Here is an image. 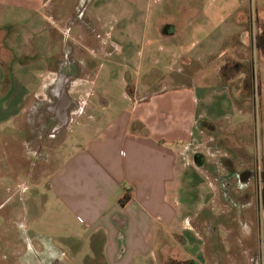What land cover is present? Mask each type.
Wrapping results in <instances>:
<instances>
[{"label":"rangeland","instance_id":"obj_1","mask_svg":"<svg viewBox=\"0 0 264 264\" xmlns=\"http://www.w3.org/2000/svg\"><path fill=\"white\" fill-rule=\"evenodd\" d=\"M64 1L66 5L47 3L41 9L0 4V39L5 46L13 48L15 54L22 53L18 55L19 62L13 65L9 62L16 56L14 53L9 52L8 63L0 59V73H3L0 99L3 105L9 106L5 99L11 77L21 85L19 92L24 89L31 94L42 80L40 73L46 77L50 71H54L49 68L55 65L51 56L60 49L56 59L59 61L65 55L68 57L62 63L65 69L59 73V85L52 93L63 102L56 107L54 102L51 109L64 111L73 106L69 95L79 96L73 85L68 86V81L73 77L82 76L83 87L89 89L85 97L88 103L79 114H73L74 121L51 140L44 134L40 157L27 150L28 147L35 152L39 143L36 142L34 147L32 144L35 141L27 140V125L30 127L31 123L26 121L23 111L16 118L20 127L19 140H16L14 120L6 119L0 123V143L4 145L0 152V163L3 161L1 167L8 166L14 171L18 169V180L22 178L24 185L22 192L16 193L15 187L7 191L0 184V203L3 202L0 206V264H51L55 259L62 264H85L78 261V255H74L83 247L80 243L83 241L71 236L81 235L84 229L78 220L69 217L58 204L53 203V199L46 196L48 191L42 180L45 176L41 175L45 174L47 167L43 165L55 160L57 150L63 147L64 133L80 129L81 120L95 122L98 119L94 116L100 111L108 115L119 113L124 108L125 92L142 97L151 89L171 88L175 83L190 82V76L196 70L205 78V83H211L197 90V116L210 122L194 133L192 141H195V146L188 147L183 154L184 163L191 165L192 155L199 152L205 164L199 169L200 172L185 173L181 190L186 191L194 205L199 202L208 206V212L216 219L215 237L222 242L220 251L228 264H253L250 255L245 263L238 250L242 238L257 249H264L261 230L253 227L256 198L253 194L249 199L253 203L247 214V225L253 221V226L251 235L247 237L239 218L237 221L231 219V224H228L230 216L238 217V214H230L227 208L236 207L238 211L237 208L244 205V199L238 198V195L237 198L228 196L231 190L232 194H240L242 187L239 179L229 176L224 163L231 160L234 168L239 169L241 161H245L248 154L255 158L260 157L259 152L264 153V103L262 101L260 105L258 98H252L256 95L259 82L264 88V64L257 60L258 50L264 55V22L258 26L256 21L260 0H138L134 7L121 5L120 0H110L115 6L109 10L105 7L102 20L96 18L93 0ZM108 1L104 0V3L108 4ZM186 9L197 10L200 15H193V11L188 13L186 20L191 23L194 18V26L190 36L178 45L177 36L166 38L163 29L169 21H176L180 32L185 26L190 29L187 21L184 20L182 25V21L177 20V14ZM151 15L152 20L156 16L160 21H150ZM166 30L169 32L170 27ZM258 43H262V49ZM23 48L28 49L29 53H24ZM101 48L103 53L96 55L95 52ZM84 55L88 60L85 67L81 64ZM32 56H36L35 61L29 59ZM245 60L249 61L248 74H240L241 69L245 68ZM219 79V84L224 88L215 85ZM248 79L253 83V95L249 94L250 89L246 86L249 85ZM162 81L165 83L163 87L159 85ZM46 94L49 95L48 91ZM43 106L31 100L26 102V110L44 109ZM102 106L105 107L102 109ZM91 113L94 116L89 119ZM44 116L49 121L48 112ZM75 116H78L77 120ZM28 120H31L30 116ZM51 124H54L53 121ZM211 126L212 131L208 129ZM9 131L13 134H9ZM23 137L24 143L21 142ZM225 177H229L230 184ZM209 181L216 194L210 202L204 198L205 193L208 196L213 193L211 186L209 193L206 192ZM5 196H8L7 201L4 200ZM179 198L181 202L185 200L184 197ZM194 210L192 206L184 212L190 214ZM202 218L200 215L199 221ZM197 257L199 264H207L203 254ZM98 259L91 264H100ZM148 259L155 260L152 256H147ZM146 260L142 263L146 264ZM167 264L177 262L171 260ZM258 264H264V256L262 263Z\"/></svg>","mask_w":264,"mask_h":264},{"label":"crops","instance_id":"obj_2","mask_svg":"<svg viewBox=\"0 0 264 264\" xmlns=\"http://www.w3.org/2000/svg\"><path fill=\"white\" fill-rule=\"evenodd\" d=\"M120 1L121 5L128 7H134L139 3L138 0ZM8 3L33 9H41L47 3L53 6L66 5L64 0H0V4ZM107 3L105 4L104 0H93L97 19L102 20L105 7L109 10L115 6L110 0ZM263 5L264 0H260L256 14L258 26L264 22ZM23 49L24 53H29L28 49ZM85 50L84 48V52ZM58 51L51 56V61L55 65L49 68L54 71H50L46 77H43L41 72L42 80L31 94L24 89L23 92H19L21 85L11 77L9 90L7 89L9 93L5 99L9 106L3 105L2 98L0 99V123L6 119L14 120L13 124L16 123L17 130L16 140H19L18 134H20L18 131L20 127L16 121L18 114L23 111L26 121L31 123L30 127L27 125V140L35 141L32 144L34 147L36 142L39 145L35 152L25 145L28 152H32L35 157L41 155L44 134L50 140L53 139L55 134L74 121L73 114H79L88 103L85 97L89 89L83 87L82 76H76L77 78L73 77L68 81V86L73 85L76 93L79 94V96L68 94L73 106L64 111L51 109L53 105L56 107L63 102L52 93L59 85V73L65 69V64L62 63L68 57L65 55L58 61L55 57ZM258 51L257 60L264 64V55ZM9 52L15 54V50L5 46L0 39L2 62L8 63ZM95 53L102 54V48ZM19 54L22 53L17 52L16 58H12L9 64L18 63ZM35 58L36 56H32L29 59L35 61ZM91 59L93 60V57ZM87 62V57L84 55L81 63L83 67ZM2 75L1 72L0 83ZM47 78L51 81H45ZM204 81L205 78L198 70L192 75L190 82L175 83L171 88L151 89L142 97L125 92L124 108L119 113L108 115L100 111L96 112V116L91 113L89 119L94 116L98 120L88 123L81 120L80 129L64 133L63 147L57 150L55 160L47 161L43 165L47 167V171L41 176H45L42 180L46 183L48 191L46 196L53 199V203L58 204L65 214L78 220L84 229L81 235H71L83 241L80 242L83 247L74 254L78 255V261L91 264L93 260L99 258L100 264H143L147 256H152L155 260L148 259L146 264H158V260L160 264H167L171 260H175L177 264L178 262L199 264L197 256L203 254L207 264L225 262L228 264L226 257L220 251L222 242L215 237L216 219L208 212V206L199 202L194 205L193 200L186 195V191L181 190L185 173L199 171L205 164L203 157L202 164L194 162V158L201 155L199 152L192 155L191 165L189 162L184 163L183 154L188 147L195 146V141H192L194 133L201 131L199 128L210 122L207 118L197 116V95H199L197 90L211 85ZM216 83L215 85L224 88L219 84L220 79L218 84ZM164 84L163 81L159 83L162 87ZM258 85L264 100V88L260 82ZM30 100L45 105L44 109L41 107L38 110L36 108L26 110V102ZM104 107L102 106V109ZM41 110L46 112L42 113ZM47 112L49 121H46L44 116ZM29 116L31 120H28ZM77 118L78 116H75L76 120ZM91 124L96 125L91 126ZM208 129L213 130L212 126ZM9 134L13 132L9 131ZM21 134L24 135L22 132ZM83 134L87 136L83 137ZM23 139L24 137L21 138L22 143H24ZM3 148L4 145L1 144L0 152ZM210 181L206 192L209 193L211 186L213 193L210 196L206 193L204 195L209 202L215 198L214 195L216 196ZM0 184L7 191L8 188L15 187L16 193L24 189L22 178L18 180V169L14 171L8 166L0 168ZM180 196L184 197L183 202ZM7 198L8 196H5L4 200L7 201ZM122 199L124 201H121ZM192 206L195 207V212L190 214L184 212ZM227 209L230 210V214L238 213L236 207L229 206ZM200 215L203 216L201 221H199ZM237 218L239 217L230 216L228 224H231V219L237 221ZM240 223L242 231L247 233L246 226L242 221ZM227 229L229 232V228ZM239 245L241 248L238 253L247 263L251 249L256 247L246 243L243 238L240 239Z\"/></svg>","mask_w":264,"mask_h":264},{"label":"flooded vegetation","instance_id":"obj_3","mask_svg":"<svg viewBox=\"0 0 264 264\" xmlns=\"http://www.w3.org/2000/svg\"><path fill=\"white\" fill-rule=\"evenodd\" d=\"M190 11L191 12L193 11L192 14L193 15L197 14L196 16L199 17L200 12H198L197 10H187L186 9L183 12L177 14L178 15V18H177L178 22L182 21V25H184L183 24L184 20L189 23V20H186V18L189 17L188 13H190ZM153 21L157 22L160 20L158 18H156V16H155ZM175 22L169 21L168 25H166V27H164L163 30L167 35V36H165L166 38H173L170 36H177L176 38L179 42L178 45H181L183 43V39L190 36V33H191L193 26H194L195 19L193 18L191 23H189L190 29H188V27L185 26V29L182 28L181 32L179 31V29H177ZM169 27H170V30H173V31L168 30L169 32H166L167 31L166 29ZM173 28H175V29H173ZM245 36L247 37V33H245ZM256 36L258 37L259 35H256ZM258 46L260 49L263 48L262 43L261 44L258 43ZM248 63H249V61L245 60V63H244L245 68H244V70H243V68L241 69L240 74H243L246 72L248 74ZM194 74L195 73H193V75ZM217 75H219V76L221 75L219 70H217ZM191 77H192V75L190 76V78ZM248 83H249V85L246 84V86H247V88L250 89L249 94L253 95V91H254L253 83L251 84L250 79H248ZM252 98H255L254 100H256L258 98L260 105H261L262 101L264 103L263 96L260 92L259 85H258V88H256L255 97L252 96ZM248 155H247V158L245 161H243V160L241 161L239 169L234 168V164L231 160H228L227 162L224 163L225 167L228 169L227 171H228L229 176L234 177V178L236 177L237 179H239V182L241 183V187H242V190H240V194H232L233 192L231 190L228 193V196L230 198L232 196L237 198V195H238V198L244 199V205L237 208L238 209L237 214H238L239 220L242 221L244 225H246L247 233L250 236L252 233L253 221L250 223V225H247V222H248L247 221L248 220L247 214L250 210L249 209L251 206L250 204L253 203L249 199L253 196V194L255 195V198H256L255 199L256 219L254 222L255 225L253 227L256 226V228L261 230V242L264 245V153L259 152L260 157H255V158L249 157L251 155H249V156ZM196 162L198 164L202 163V155L196 156ZM225 178L227 179V182H229V184H230L231 180H229V177H225ZM249 255L252 258L253 264L261 263L263 256H264V249L260 250V249H257V247L253 248V249H251ZM51 264H62V262L58 259H55Z\"/></svg>","mask_w":264,"mask_h":264},{"label":"trees","instance_id":"obj_4","mask_svg":"<svg viewBox=\"0 0 264 264\" xmlns=\"http://www.w3.org/2000/svg\"><path fill=\"white\" fill-rule=\"evenodd\" d=\"M121 201H124V199H122ZM178 264H183L182 262H178Z\"/></svg>","mask_w":264,"mask_h":264},{"label":"water","instance_id":"obj_5","mask_svg":"<svg viewBox=\"0 0 264 264\" xmlns=\"http://www.w3.org/2000/svg\"><path fill=\"white\" fill-rule=\"evenodd\" d=\"M196 161V157L194 158V162ZM202 164V163H201Z\"/></svg>","mask_w":264,"mask_h":264}]
</instances>
